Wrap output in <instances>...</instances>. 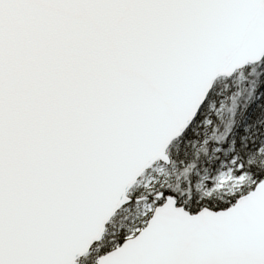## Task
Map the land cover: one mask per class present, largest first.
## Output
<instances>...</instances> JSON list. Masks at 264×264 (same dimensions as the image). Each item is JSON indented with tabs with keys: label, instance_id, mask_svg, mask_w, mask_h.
Returning a JSON list of instances; mask_svg holds the SVG:
<instances>
[{
	"label": "snow or ice",
	"instance_id": "6c2138e0",
	"mask_svg": "<svg viewBox=\"0 0 264 264\" xmlns=\"http://www.w3.org/2000/svg\"><path fill=\"white\" fill-rule=\"evenodd\" d=\"M0 264H264V0H0Z\"/></svg>",
	"mask_w": 264,
	"mask_h": 264
}]
</instances>
